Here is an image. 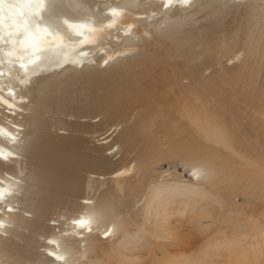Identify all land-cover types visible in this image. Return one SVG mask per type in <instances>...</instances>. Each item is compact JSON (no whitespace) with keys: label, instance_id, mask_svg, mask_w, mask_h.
<instances>
[{"label":"bare ground","instance_id":"bare-ground-1","mask_svg":"<svg viewBox=\"0 0 264 264\" xmlns=\"http://www.w3.org/2000/svg\"><path fill=\"white\" fill-rule=\"evenodd\" d=\"M219 1L172 0L165 7L166 0H73L70 10L61 0H45V10H39L36 0H4L0 5V188H10L12 195L0 201V220L5 222L0 229V264H101L102 259H89V254L104 253V241L116 237L125 249L132 239L140 238L136 233L140 235L142 229L161 237L158 228L149 232L150 210L165 198L176 200L181 218L206 239L210 225L219 224L215 243L209 245L218 256L198 248L190 256L178 255L173 264H264L261 248L256 252L244 246L247 230L254 224L243 220L233 224L214 212L196 210L205 203L223 209L227 199L234 205L240 185L251 191L254 185L264 188L260 140L264 137V0H248L244 9L234 3L245 0H230L232 5ZM190 9L196 12H187ZM196 13L205 21L187 26ZM214 14L215 24L207 22V15ZM28 37L29 43H21ZM143 43L151 49L136 52ZM127 55L134 57L126 61ZM105 61L104 73L90 74L86 81L95 93L79 98L72 93L68 98L69 90L60 93L49 82L58 72H92L93 63L101 69ZM229 94L234 95L233 102L237 99V109L223 107L220 113L219 96L222 103L225 95L232 102ZM145 100L149 102L143 104ZM48 113L61 118L104 114L103 123L118 120L117 127L122 128L112 138L109 131L104 133L101 146H91L84 138L53 136ZM57 125L71 133L94 130L63 120ZM191 144L198 145L196 157L188 154ZM220 150L236 159L237 167L246 168L247 174L228 169L229 175H222L217 156L206 153L218 155ZM4 152L12 153L7 161ZM18 154L26 160L13 159ZM118 154L124 163L134 160L129 180L135 184L115 179L110 189L96 194L100 182L92 197H83L84 176L108 172ZM170 160L188 173L198 170L199 179L182 178L176 169L161 172L159 166ZM147 175L152 184L143 196L146 214L140 223L123 210ZM220 187L229 195L223 193V198ZM25 193L30 197L25 198ZM62 210L70 216L51 219ZM82 216L91 217L92 231L72 223ZM170 217L166 214L162 221ZM165 224L166 237L170 231ZM109 227L112 234L103 238ZM57 249L65 254L64 261L47 255ZM128 262L144 264L132 256L121 264ZM163 262V258L151 260V264Z\"/></svg>","mask_w":264,"mask_h":264},{"label":"rangeland","instance_id":"rangeland-1","mask_svg":"<svg viewBox=\"0 0 264 264\" xmlns=\"http://www.w3.org/2000/svg\"><path fill=\"white\" fill-rule=\"evenodd\" d=\"M71 1L61 0V3L63 4L61 5L63 7L66 6L68 9L71 10L70 8ZM100 1H105V0H100ZM117 1H121V0H117ZM247 1L248 0H245L243 4H239V3H234V4L239 9H244L243 5ZM219 2L220 3L222 2L223 4L225 3L227 5L228 4L232 5V2L230 0H225V2L224 0L223 1L220 0ZM219 2H217L216 4H218ZM198 4L199 3L197 2L196 6ZM213 4L216 5L215 3ZM192 9H190L187 12H196V11H192ZM72 12L74 13V15L76 16L78 15L77 11H72ZM207 17H208L207 22L215 24L216 22L215 14L207 15ZM205 19L206 18H204L202 14L196 13L194 14V16H191V19L187 22V26H190V25L192 26L193 24H195L193 27L199 26L200 24L203 23V21H205ZM182 23L183 22H180L178 25H181ZM140 47L141 48H138L136 52H140L143 49L145 50V49L150 48L149 44L147 43L140 44ZM132 57L134 56L127 55L126 61L132 60ZM104 66H105V63L100 69L95 63H93L92 69H91L92 72L90 71L86 72V71H80V70H74V69L64 70V71H61V72H58L52 75L51 80L49 82H51V84L54 83L55 89H57V91H59L60 93H65L66 91L69 90V93H68L69 95L67 96L68 98L71 97L72 93H76V97L79 98L84 95H89L90 92L95 93L93 92L94 91L93 88L87 85L86 81L89 78L90 74H93V75L98 74V76L100 77L102 73H104V69H103ZM42 84L41 83L39 84L40 86L39 89L43 88ZM91 86H94V85H91ZM88 87L89 89H87ZM229 96L231 98V101L234 100L233 94H229ZM226 99H227V96L225 95L223 99V103H222V96H219L220 103L218 104L217 110L220 113L223 107H231L232 111L237 109L236 108L238 104L237 99L235 102L233 101L228 102ZM147 102L149 101L145 100L142 103L147 104ZM70 104H73L71 105L72 107L73 106L76 107L77 101L72 100ZM140 107H141V110L145 109L143 105H141ZM152 108H156V106L153 105ZM92 116L93 115H91L88 118H85V117H77L74 114H72L68 117L61 118L57 114L55 115L52 113H48L46 114L45 117L51 123L53 122L52 123L53 126H51V130H50L53 136H59V137L68 138V139L84 138L85 140H87L88 144L91 146L93 145L101 146V144L105 142L102 140L105 137L103 135L104 133L109 131L108 135L111 134L110 136L112 138L114 136H117L122 128L121 125L117 127V124H120V121L118 120L108 122V125L105 124V122L103 123L102 121H105V118H106L104 114L94 115L93 117ZM60 120L67 121L68 123H71V124L75 123V124H84V125L92 126L94 130L91 131L89 134L88 133L87 134L77 133V132L71 133V131H69L68 129L66 130L65 128L62 129L61 127H58L57 124L59 123ZM260 140H261V143L264 144V137L260 138ZM191 146L193 150L188 154L192 155V157H196L194 156L196 155V151L194 150L198 149V145L191 144ZM206 153H208L209 155L217 156V159L219 160L221 164L219 167V171L223 170L221 171L222 175H229L228 169H231L234 171L236 169L237 172L240 169L242 172V175L247 174L246 172L248 170L246 168L242 170L243 169L242 167L241 168L237 167L238 161L236 159H233L232 157H229L225 152H222L220 150L218 155L215 152H212V153L206 152ZM225 155H227V157H225ZM12 157L13 159L19 160V162L21 163L24 162V160H26L25 156H23L22 154L14 155ZM112 162H113V165L110 167L109 171L103 172V175H97V174L91 173V174H86L84 176V179L86 181L85 183L86 190H85V194L83 197L85 198L92 197L95 191V185H98L100 182H102V186L96 192V194H99V192L103 190L110 189L115 179H118V180L124 179V180H128L126 181V183L135 184V181L129 180L130 177L132 176L131 173L134 171L133 168L135 166V162L133 159H130L128 160L127 163H124L122 162L121 154H118L117 156H114ZM225 168H227V170H225ZM169 169L171 170L176 169L182 175V178L192 180L190 175L188 174V171L181 165H176V162L174 160H170L169 162H163L159 166V170L161 172H164L165 170H169ZM241 172H238V173L240 174ZM107 173H109V175ZM141 176H139V178ZM19 177L24 178V174H20ZM149 177L150 175H147L146 178L144 179V184L137 189L139 191L138 193H136V197L135 196L134 198L129 197L132 199V201H129V198L127 199V201L129 202H126V208L125 210H123L125 213L130 214V216L132 215V217L135 220H138L140 223L142 222V216L146 214V211H145L146 205H141L144 201L143 196L145 195L144 193L147 190L148 185L152 184L149 181ZM245 187L241 185L239 186L240 188L239 194H238L239 197H237L236 203H234V205H231L230 200L227 199L224 202L223 209L222 208L218 209V207L217 208L212 207V205L205 203V204H201L198 208H196V210L197 212H201L202 210H204L205 212L208 211V214H212L214 212L218 216L219 219L232 221L233 224H239L241 220H243V222L254 224V225H251L252 230H247V232L250 234L246 237L247 242L244 244V246L254 248L257 250L256 252H258L261 248L263 250L262 256H264V241L261 239V235L262 233H264V188L254 185L253 191H251L250 188H245ZM225 190L226 189L220 187V189L218 190V193H221L222 196H223V193L228 196L229 195V193L227 192L228 190L227 191ZM212 192L214 193L216 191H212ZM27 197H30L29 193H25V198ZM137 201H140V203L137 204ZM174 201L176 202V200ZM175 202H173L171 198H165V200L163 201L160 200V202L154 205L155 207H153L150 210L151 212L150 221L152 225H150L149 232H151L152 228H158L159 234L161 235L160 238L154 237L153 235H150L149 233L144 231L145 229H142L143 231H140V235L139 233H136L138 236H140V238L135 237L134 239H132L131 244L128 245L125 249L121 246L122 244L121 239H117L116 237L111 238L109 242L104 241L103 244L101 245V247L104 250V253H100V251H97L93 254H89V259L100 258L103 260V262L101 261V264H118V263L121 264L125 258H130V256H132L133 258L140 257L141 262H143L144 264H151V260L156 259L159 261V260H162V258L164 259V262L162 264H173L175 262L174 260H177L178 255H181V257L179 258L190 256L192 255L193 252L198 250V248H202L201 251L202 252L205 251L209 255L218 256L219 252H213L212 250H210L209 245L215 243L213 240L215 238L216 229H218L219 224L210 225L209 231L207 232L208 233L207 236L209 237L206 239V235L200 236V234L196 233V230L193 228L194 226H191L188 223V221H185V220H188L187 218H184V219L181 218L180 208ZM160 203H161V206H159ZM236 205L238 208L236 207ZM237 209H240V210L238 211ZM60 214L65 215L66 218L70 216V212L66 210H62L61 212L56 211L51 217V219L56 220V217H58V215ZM166 214L171 217L162 221L163 220L162 217H164V215ZM25 216L28 219H31L32 217L31 214L29 215L27 214ZM54 223L55 222L53 221L50 222L51 225H53ZM163 223L164 224L166 223L165 228L168 227L166 229L170 231L169 236L165 237L167 233L165 234L163 232L164 231ZM167 224H169L170 226L169 225L167 226ZM132 230L135 231L136 229L133 228ZM28 231H29L28 229L24 230V232L27 234H28ZM242 232H245V231H242ZM247 232L245 233L247 234ZM116 259H119V262ZM219 259L220 258H214L215 261ZM127 264H129V262ZM208 264H222V261H219L218 263L211 261ZM233 264H239V263L238 261H236Z\"/></svg>","mask_w":264,"mask_h":264},{"label":"clouds","instance_id":"clouds-1","mask_svg":"<svg viewBox=\"0 0 264 264\" xmlns=\"http://www.w3.org/2000/svg\"><path fill=\"white\" fill-rule=\"evenodd\" d=\"M171 2H172V0H166L165 7H167L168 4H170ZM182 2L186 4V3H188V0H182ZM3 4H4V0H0V5H3ZM8 55L11 56L12 53L9 52ZM0 152H3V150L0 149ZM11 155H12V153H10V152H4L3 159L5 161H7L9 156H11ZM197 171L198 170L193 169L188 174L192 175L194 179H199V176L197 175ZM11 195H12V191L10 188H8V187L0 188V201H3L6 197L11 196ZM12 210L13 209L11 207L8 208L9 212H11ZM72 223L77 225L79 228H86L89 232L92 231V227H91L92 219H91V217L85 218L82 216L80 219L72 221ZM4 227H5V222L3 220H0V229H3ZM112 232H113V229L111 227H109L108 231L103 234V238H107L110 234H112ZM49 241H52L54 243L56 242L54 240H49ZM58 253H59V249H57V252H54L53 258L56 261H64L65 260V254H58Z\"/></svg>","mask_w":264,"mask_h":264},{"label":"snow or ice","instance_id":"snow-or-ice-1","mask_svg":"<svg viewBox=\"0 0 264 264\" xmlns=\"http://www.w3.org/2000/svg\"><path fill=\"white\" fill-rule=\"evenodd\" d=\"M36 3H37V7H38L39 10H45V9H44L45 0H36ZM115 14H116V10L113 9V15H115ZM37 15H39V11H38ZM45 30H46V29H45ZM30 41H31V37H28L26 40L22 41L21 43H25V44H27V43H29ZM105 64H107V61H105ZM21 67H23V65H21ZM12 138L14 139L15 137H12ZM81 226H82V225H81ZM48 243H49V244H53L54 242H52V241H48ZM47 255L53 257V256H54V252H53V251H49V252L47 253Z\"/></svg>","mask_w":264,"mask_h":264}]
</instances>
